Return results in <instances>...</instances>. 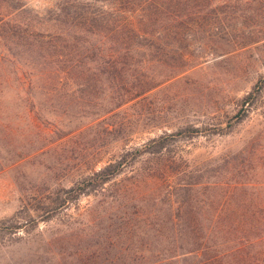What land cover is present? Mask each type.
I'll list each match as a JSON object with an SVG mask.
<instances>
[{"label": "rangeland", "instance_id": "374dc122", "mask_svg": "<svg viewBox=\"0 0 264 264\" xmlns=\"http://www.w3.org/2000/svg\"><path fill=\"white\" fill-rule=\"evenodd\" d=\"M109 4L0 0V264H264V0Z\"/></svg>", "mask_w": 264, "mask_h": 264}, {"label": "trees", "instance_id": "16d2710c", "mask_svg": "<svg viewBox=\"0 0 264 264\" xmlns=\"http://www.w3.org/2000/svg\"><path fill=\"white\" fill-rule=\"evenodd\" d=\"M111 1V2H110ZM105 0V2L110 3L108 8H99L96 10L97 14L93 15H89L86 16L87 12H77V16L75 17H85V19L89 18L90 20L89 23L92 24L93 20H97L98 23H94V25L97 26H102V23H107V21L110 23L109 24V28L110 31H118V30H127V31H131L132 33L138 34V35H142L144 31L142 26H143V16L145 17L146 15V5L150 2V1H156V0H139L138 3H135V10H137L140 14L139 18L136 19H127V18H123L122 19H118L117 16L118 14H120V11L124 9V7H127L129 5L133 6V0ZM126 4L123 6H119L120 4ZM156 9V8H155ZM154 9V10H155ZM66 7H63V15H65L67 13ZM129 11H133V10H129ZM74 13V12H73ZM121 28V29H120ZM108 31V33H111L109 31V29H106ZM141 30V32H140ZM112 34V33H111ZM98 45V44H97ZM100 45H98L99 47ZM120 171V165L118 164V162L116 163H109L106 164L104 166H102L101 168L97 169L94 174L97 178L98 182H102L105 180H108L110 177H112L113 175H115L116 173H118ZM197 249H200V247H198Z\"/></svg>", "mask_w": 264, "mask_h": 264}]
</instances>
